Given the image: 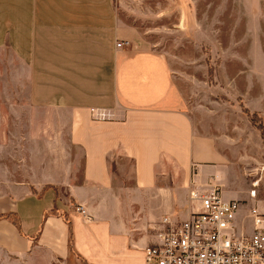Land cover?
<instances>
[{
  "label": "crops",
  "instance_id": "0c3cea01",
  "mask_svg": "<svg viewBox=\"0 0 264 264\" xmlns=\"http://www.w3.org/2000/svg\"><path fill=\"white\" fill-rule=\"evenodd\" d=\"M243 9L264 28V0ZM132 35L113 0H0V264H143L152 228L195 208L191 191L248 196L259 133L236 104L190 106ZM252 71L259 85L239 97L264 119Z\"/></svg>",
  "mask_w": 264,
  "mask_h": 264
},
{
  "label": "rangeland",
  "instance_id": "374dc122",
  "mask_svg": "<svg viewBox=\"0 0 264 264\" xmlns=\"http://www.w3.org/2000/svg\"><path fill=\"white\" fill-rule=\"evenodd\" d=\"M113 5L122 27L165 56L174 83L190 106H215L223 113L236 104L264 142V119L247 113L239 97L259 85L262 76L253 75L252 70L264 69L258 55L261 49L264 52V28L256 20L247 28L244 0H113ZM193 18L198 28L187 27ZM218 120L232 123V117L224 119L223 114ZM237 124L244 125L240 120ZM257 167L254 163L251 168L252 181L259 178ZM126 178L119 173L116 180ZM240 201L264 211V180L254 200L247 196Z\"/></svg>",
  "mask_w": 264,
  "mask_h": 264
},
{
  "label": "built area",
  "instance_id": "2783aa9c",
  "mask_svg": "<svg viewBox=\"0 0 264 264\" xmlns=\"http://www.w3.org/2000/svg\"><path fill=\"white\" fill-rule=\"evenodd\" d=\"M121 46L122 42L116 44ZM257 175L248 192L250 200L264 180V166ZM189 198L196 206L187 218H163L152 228L156 241L144 248L143 264H264L263 210L240 200H223L218 187L191 191ZM73 209L90 221L82 206Z\"/></svg>",
  "mask_w": 264,
  "mask_h": 264
},
{
  "label": "trees",
  "instance_id": "16d2710c",
  "mask_svg": "<svg viewBox=\"0 0 264 264\" xmlns=\"http://www.w3.org/2000/svg\"><path fill=\"white\" fill-rule=\"evenodd\" d=\"M247 113H248V111L247 110H245ZM262 138H264V135H263V133H262ZM2 218V216H0V219Z\"/></svg>",
  "mask_w": 264,
  "mask_h": 264
}]
</instances>
